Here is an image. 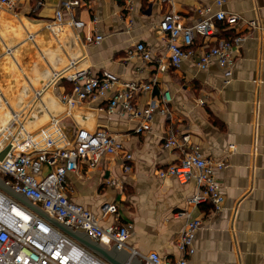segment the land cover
<instances>
[{"label":"crops","instance_id":"crops-1","mask_svg":"<svg viewBox=\"0 0 264 264\" xmlns=\"http://www.w3.org/2000/svg\"><path fill=\"white\" fill-rule=\"evenodd\" d=\"M62 1L66 0H18L13 12L0 9V81L10 102L3 98L10 115L0 117V129L16 110L28 133L46 127L52 115L68 139L77 129H101L123 144L132 156L128 173L120 158L105 156L94 167L79 164L66 179L67 198L87 209L100 227H129L128 250L107 252L114 264H140L131 259L130 249L143 255L155 252L169 261L178 259L175 239L186 221L181 213L202 221L188 264H264V0H231L222 7L238 21L220 30L210 44L244 38L234 52L229 76L215 65L205 71L189 63L172 68L158 29L168 9L187 24L197 19L199 6L215 11L212 2L133 0L127 13L126 0H94L89 5L88 0H79L83 5L75 8L74 20L82 26L75 28L64 12V21L54 26ZM249 23L256 27L248 29ZM94 34L102 37L100 44H85ZM200 43L197 38L194 48ZM136 44L150 52V63L130 55ZM71 62H75L74 70H88L93 76L106 71L126 82L155 80L152 92H141L132 103L144 107L167 91L169 118L156 114L148 132L134 134L135 122L121 114V108L107 112L114 90L105 99L87 102L66 115L58 99L72 92L65 79L54 82L39 102L23 99L40 92L53 74ZM20 77L26 87L9 90L17 85L14 78ZM0 95L4 94L0 91ZM1 105L0 111L4 110ZM30 126L34 129L29 130ZM168 132L188 134L203 157L226 165L216 173L225 198L220 212L213 213L208 205L188 207L192 183L180 185L174 178L158 177L160 169L176 162L177 153L161 147ZM110 179L118 180V185L107 184ZM103 204L115 205L117 213L102 218ZM79 237L87 240L82 232Z\"/></svg>","mask_w":264,"mask_h":264},{"label":"built area","instance_id":"built-area-1","mask_svg":"<svg viewBox=\"0 0 264 264\" xmlns=\"http://www.w3.org/2000/svg\"><path fill=\"white\" fill-rule=\"evenodd\" d=\"M93 1L88 0V5ZM204 1L212 2L216 10L212 11L206 5L199 6L195 9L197 19L194 22L183 23L172 9L162 15L158 29L165 43L168 62L175 69L189 63L198 71H205L215 65L229 76L234 52L244 38L230 37L218 40L214 45L210 43L220 30L234 26L238 17L222 10L223 5L231 0ZM17 3L18 0H0V9L13 12ZM81 5L83 3L79 0L62 1L54 14V26L64 21V12L67 22L80 28L82 24L74 20V11ZM132 8L133 0H126L124 10L129 13ZM218 24L221 26L218 27ZM254 27V23L248 24V29ZM197 38H201V45L196 49L194 45ZM101 41L102 37L94 34L85 39V44L97 46ZM130 55L143 63L152 60L143 44H136ZM74 65L75 62H71L64 71L53 74L41 91L34 94L33 102H39L54 82L65 79L71 83L72 92L61 94L58 99L65 107L66 115L87 102L105 99L107 93L114 90L108 100L107 112L112 113L121 108L120 113L135 122L134 134L148 132L156 114L169 118L168 104L171 99L167 91L160 93L159 97L153 98L144 107H136L132 103L133 97L141 92H152L155 80L148 83L126 82L106 71L93 76L88 70H74ZM199 103L202 105L201 101ZM10 113L9 121L0 129V153L7 148L0 160V187L30 202L45 218L0 190V264H106L93 252L57 230L53 223L84 233L106 252L128 250V226L112 224L100 227L87 209L72 203L66 196L67 175L76 172L79 164L86 163L94 167L105 156L117 157L123 161V171L128 173L132 156L123 144L101 129L92 132L77 129L73 137L68 139L62 133L58 119L52 115L46 127L28 133L20 114L14 111ZM161 147L176 152L177 157L175 163L158 171V177L174 178L180 185L192 183L194 192L187 199L188 207L208 205L213 213L220 212L225 198L216 173L225 169L226 165L203 157L200 149L190 142L188 134L168 132ZM107 184L116 187L118 180H107ZM16 208L26 218L14 214ZM116 213L117 208L113 204L100 207L102 218ZM179 215L185 216L186 221L175 239L178 259L169 261L160 258L155 252L143 255L130 249L131 259L138 260L140 264H188L195 252L193 242L202 227V221L199 218L190 219L188 213Z\"/></svg>","mask_w":264,"mask_h":264},{"label":"water","instance_id":"water-1","mask_svg":"<svg viewBox=\"0 0 264 264\" xmlns=\"http://www.w3.org/2000/svg\"><path fill=\"white\" fill-rule=\"evenodd\" d=\"M6 151H7V148H5V150H3L0 153V160L2 159V157L4 156V154L6 153ZM0 190H3L5 193H7L13 199L17 200L20 204H22L27 209L31 210L32 212H35L40 217L45 218V215L39 209L35 208L27 200H25V199H23L21 197H18L16 195H14V194H12V193L4 190L1 187H0ZM53 224H54V226L56 227L57 230H59L60 232H62L64 235L68 236L69 238H71L75 242L79 243L84 248L90 250L91 252H93L96 256H98L102 260H104L106 262H109L110 264H114L113 261L111 260L110 256H109V254L105 250H103L102 248H100L99 246H97L95 243H93L92 241H90L88 238H87V240L81 239L79 237V232L71 231V230L63 227L62 225H59V224H56V223H53Z\"/></svg>","mask_w":264,"mask_h":264},{"label":"rangeland","instance_id":"rangeland-1","mask_svg":"<svg viewBox=\"0 0 264 264\" xmlns=\"http://www.w3.org/2000/svg\"><path fill=\"white\" fill-rule=\"evenodd\" d=\"M25 80L23 79V78H14V82L17 84L16 86H12L9 90H11V91H16V90H18L19 91V87L21 86H23L24 88L26 87V85H25V82H24ZM5 90H7V89H5V88H3L2 86H1V81H0V91H1V93H3L4 95H0V104H2L1 106V108H3L4 110H2V111H0V117H3L4 115H10V114H8L9 113V111L7 110V106L6 105H4V99H6V101L7 102H9L8 101V98H9V96L8 95H6V93H5ZM8 90V91H9ZM7 96V97H6ZM14 97V96H13ZM20 97H22L21 95H20ZM28 97V98H27ZM27 97H24L23 99L24 100H26V99H28L29 101V103L31 102L32 103V101H33V95L32 94H28V96ZM4 98V99H3ZM43 98V97H42ZM10 103V102H9ZM5 106H6V108H5ZM14 111V110H13ZM42 111V110H41ZM14 112H16V113H19L20 114V116H21V113L20 112H18V111H14ZM26 111H24V113H25ZM46 116H47V112L46 111H42ZM43 113H40L39 115H42ZM9 118H10V116H8ZM48 117V116H47ZM21 119H22V117H21ZM45 120V119H44ZM6 123V122H5ZM5 125V124H4ZM4 125H2V127L4 126ZM35 127V126H34ZM38 127V126H37ZM31 128H33V127H28V129L29 130H31ZM34 129V128H33Z\"/></svg>","mask_w":264,"mask_h":264},{"label":"bare ground","instance_id":"bare-ground-1","mask_svg":"<svg viewBox=\"0 0 264 264\" xmlns=\"http://www.w3.org/2000/svg\"><path fill=\"white\" fill-rule=\"evenodd\" d=\"M14 214H16L17 216H19L20 218H23V219L26 218L25 217V214H23L22 211L19 210V209H17V208L15 209Z\"/></svg>","mask_w":264,"mask_h":264}]
</instances>
